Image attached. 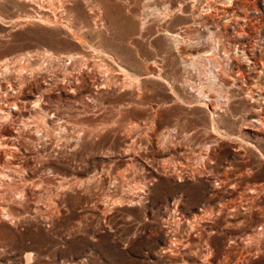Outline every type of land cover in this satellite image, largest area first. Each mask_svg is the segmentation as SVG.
Masks as SVG:
<instances>
[{
  "label": "rangeland",
  "instance_id": "rangeland-1",
  "mask_svg": "<svg viewBox=\"0 0 264 264\" xmlns=\"http://www.w3.org/2000/svg\"><path fill=\"white\" fill-rule=\"evenodd\" d=\"M0 67V264H264V0H0Z\"/></svg>",
  "mask_w": 264,
  "mask_h": 264
},
{
  "label": "bare ground",
  "instance_id": "bare-ground-1",
  "mask_svg": "<svg viewBox=\"0 0 264 264\" xmlns=\"http://www.w3.org/2000/svg\"><path fill=\"white\" fill-rule=\"evenodd\" d=\"M39 2V1H38ZM69 2V1H68ZM71 2V1H70ZM32 3H34L33 1H32ZM51 3V2H50ZM67 3H65V5H66ZM38 5V4H37ZM65 5H62L63 7L65 6ZM40 6V5H39ZM42 6H40L39 8H41ZM43 8V7H42ZM54 8V7H53ZM57 8V7H56ZM55 8V9H56ZM94 9V8H93ZM39 10H41V9H39ZM62 10V9H61ZM68 10V9H67ZM44 11V10H43ZM50 12V11H49ZM52 13V12H51ZM67 14H68V12H67ZM41 16V15H40ZM39 18H41V17H39ZM42 18H44V16H42ZM45 18L47 19V20H51V18H49V16H45ZM44 18V19H45ZM43 19V20H44ZM54 20H55V18H54ZM53 21V20H52ZM48 23V22H47ZM243 51V53L245 52L244 51V49H242ZM242 53V54H243ZM74 56V55H73ZM68 58V57H67ZM71 58V57H70ZM6 62V61H5ZM8 62V61H7ZM7 64V63H6ZM9 64V63H8ZM7 64V65H8ZM252 64H253V62H252ZM3 65V64H2ZM4 67V66H3ZM22 67H24V66H22ZM1 69H2V67H0ZM7 69H8V67H7ZM25 69V68H24ZM1 71V70H0ZM3 71V70H2ZM5 71H7L6 69H5ZM11 71V70H10ZM3 73V72H2ZM11 74H13V73H11ZM24 76V75H23ZM24 78V77H23ZM61 80V79H60ZM21 81H22V79H21ZM27 81V80H26ZM134 82V81H133ZM63 83V82H62ZM65 83V82H64ZM1 84V83H0ZM28 84V83H27ZM13 85V84H12ZM29 85V84H28ZM24 86H25V83H23V82H21L20 83V85H19V87H11V86H9V85H7L6 87H1L2 89H3V94L1 95L0 94V126H1V129H2V131H3V133H2V140L0 141L1 142V144L2 145H4L3 147H8L9 145H8V140H10L11 138H12V136H15V133H17L16 131H14V129H11V128H14V127H11L10 126V128H8V126L9 125H7V126H4L3 124L5 123V122H7V124H9V123H11V122H13V120H15V116H17V114H20L21 115V113H19L20 111H22V110H27V107H29V105L31 104V105H33V107L35 106V108H37L36 106H39V105H41L42 104V99H43V93H45V92H43L42 90H41V92H39L38 93V95L36 94V95H31V96H29V100H27V99H21V97H22V93H23V91H22V89L24 88ZM59 86V85H58ZM26 87H28L27 85H26ZM69 87V86H68ZM73 88H74V86H72ZM11 89V91H10V89ZM32 89V87H29V89ZM2 89H1V91H2ZM27 89V88H26ZM28 89V90H29ZM25 90V89H24ZM49 90V89H48ZM74 90V89H73ZM45 91V90H44ZM74 92V91H73ZM24 93H26V92H24ZM31 94H34V93H32L31 92ZM259 96H261V97H264V93H261V94H259ZM25 97V96H24ZM32 97V98H31ZM252 98H254V95L252 94ZM44 100V99H43ZM41 107V106H40ZM39 107V108H40ZM42 108V107H41ZM29 109V108H28ZM36 110V109H35ZM43 110H44V108H43ZM47 110V109H46ZM28 111V110H27ZM24 112V111H23ZM45 112V111H44ZM56 114V113H55ZM46 116V115H45ZM20 117V116H19ZM22 119V118H21ZM41 119V118H40ZM42 120H44V118L42 119ZM2 121H5V122H2ZM17 122H18V120H17ZM38 122V121H37ZM64 123V122H63ZM12 124V123H11ZM15 124V123H14ZM17 124V123H16ZM21 124H22V127H29L28 126V122L25 120V119H22L21 120ZM37 124V123H36ZM13 125V124H12ZM18 125V124H17ZM21 126V125H20ZM37 128V127H36ZM64 129H66V128H64ZM27 130V129H26ZM31 130H32V128H31ZM39 131V130H38ZM1 132V131H0ZM67 132V131H66ZM19 133V132H18ZM34 134V133H33ZM39 135V134H38ZM14 138V137H13ZM1 144H0V146H1ZM10 147V146H9ZM0 149H1V147H0ZM14 153V152H13ZM7 154V151H3L2 152V150H0V162L3 160L2 158H3V156H5ZM14 158V157H13ZM8 161V160H7ZM11 161V160H10ZM10 163V162H9ZM5 164V163H4ZM3 164V165H4ZM7 167V166H6ZM5 167V168H6ZM1 168V167H0ZM2 169H3V167H2ZM8 176H9V174H7ZM4 176V175H3ZM2 176V177H3ZM3 179V178H2ZM2 179H1V177H0V184H1V182H3L2 181ZM141 195V194H140ZM234 203V202H233ZM231 208V207H230ZM176 213V212H175ZM180 213V212H179ZM211 216V215H210ZM196 217L197 216H195L194 218L196 219ZM199 217V216H198ZM184 218V217H183ZM200 219V218H199ZM204 219V218H203ZM187 220H188V218H187ZM197 220H198V218H197ZM188 221H190V220H188ZM195 221V220H194ZM169 226V225H168ZM171 227V226H170ZM178 228V227H177ZM173 232V231H172ZM177 232V231H176ZM171 233V232H170ZM255 238V237H254ZM184 241V240H183ZM176 246V245H175ZM179 249V248H178ZM207 250V249H206ZM172 251H174V250H172ZM175 252V251H174ZM174 252H172L173 254H174ZM181 252V251H180ZM213 256V255H212ZM203 257H204V255H203ZM211 257V256H210Z\"/></svg>",
  "mask_w": 264,
  "mask_h": 264
}]
</instances>
